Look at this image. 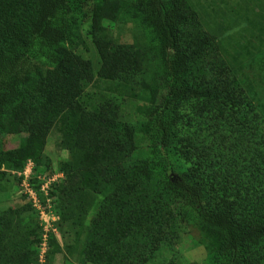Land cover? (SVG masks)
Returning <instances> with one entry per match:
<instances>
[{
	"label": "trees",
	"instance_id": "trees-1",
	"mask_svg": "<svg viewBox=\"0 0 264 264\" xmlns=\"http://www.w3.org/2000/svg\"><path fill=\"white\" fill-rule=\"evenodd\" d=\"M86 2L102 59L97 78L68 44L67 16ZM198 16L188 0H0V134L32 139L11 149L0 142V167L47 165L45 146L59 129L70 156L55 208L76 240L84 237L82 255L92 264L153 260L181 199L198 207L203 243L220 257L210 264H264V120L216 39L196 27ZM124 17L151 28L157 43H114L103 21ZM34 52L45 63L27 69ZM98 79L140 97L144 121L123 122L106 104L80 105ZM140 134L154 153L176 151L194 164L159 176L137 152ZM23 212H0V264L39 260L32 255L39 223ZM49 247L47 260L63 250L55 237Z\"/></svg>",
	"mask_w": 264,
	"mask_h": 264
},
{
	"label": "rangeland",
	"instance_id": "rangeland-1",
	"mask_svg": "<svg viewBox=\"0 0 264 264\" xmlns=\"http://www.w3.org/2000/svg\"><path fill=\"white\" fill-rule=\"evenodd\" d=\"M188 2L199 15L200 23L196 27L201 28L199 31L206 36L216 39L218 50L229 62L249 100L264 120V0H188ZM92 8L93 3L86 2L67 16L68 44L76 54L92 62L97 78L102 67V59L92 34ZM103 26L108 29L113 42L117 44L146 47L158 41L151 28L137 24L130 18L124 17L117 21L105 19ZM239 51L243 54L239 55ZM42 55L41 52L31 53L26 63L27 69L43 66L45 57ZM134 89L135 94H141L137 86H134ZM79 104L88 109L106 104L114 107L123 122L144 121L139 111L144 101L140 97L132 96L129 89L120 88L117 81L98 79L87 89ZM185 108L188 113H192L190 106L187 105ZM0 142L4 148L11 149L22 144L31 145L32 139L25 133L9 135L2 132ZM136 145L138 154L151 160L159 176L163 178L176 175L174 169L184 171L194 164L193 158L180 156L176 151L171 154L154 153L150 140L142 134L137 137ZM45 154L49 159L47 165L36 166V163L30 160L31 165L28 161L23 167L13 168L7 165L0 167V212L23 208V216L31 221L34 227L39 223L37 234L34 236L38 242L32 248L34 252L32 255L36 252L40 258V248L45 234L58 240L62 252L49 258L46 263H41L37 259L35 264H92L82 255L84 237L77 241L75 230L68 223L61 222L55 208L54 193L65 178L62 166L70 156L62 145V136L57 127L52 129L48 137ZM165 157L168 158L167 162L162 161ZM168 162L174 168L166 169ZM173 210L172 226L168 232L169 240L156 251L153 260L145 261L143 264L218 263L220 257L207 250L197 229L198 207H193L187 200L181 199L173 206Z\"/></svg>",
	"mask_w": 264,
	"mask_h": 264
},
{
	"label": "built area",
	"instance_id": "built-area-1",
	"mask_svg": "<svg viewBox=\"0 0 264 264\" xmlns=\"http://www.w3.org/2000/svg\"><path fill=\"white\" fill-rule=\"evenodd\" d=\"M32 161H29V165H31ZM32 194V193H31ZM37 200V199H36ZM35 204L37 205V201H35ZM59 217V216H58ZM49 235L48 234H45L44 235V238H43V242H42V247L40 248L41 250V253H40V258H39V261L41 263H46L47 262V258H46V254L49 250Z\"/></svg>",
	"mask_w": 264,
	"mask_h": 264
}]
</instances>
